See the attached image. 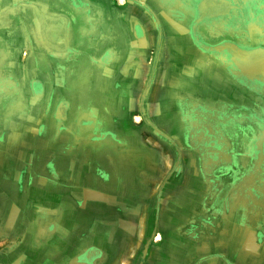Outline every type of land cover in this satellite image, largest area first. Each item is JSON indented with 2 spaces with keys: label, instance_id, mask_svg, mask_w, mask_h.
<instances>
[{
  "label": "crops",
  "instance_id": "obj_1",
  "mask_svg": "<svg viewBox=\"0 0 264 264\" xmlns=\"http://www.w3.org/2000/svg\"><path fill=\"white\" fill-rule=\"evenodd\" d=\"M32 1L66 18L68 45L48 53L36 19L7 17L0 264H251V209L232 174L247 166L224 162L222 175L207 168L200 138L207 119L227 142L230 130L208 124L210 114L225 120L227 106H252L254 96L256 110L264 98L235 75L227 53L195 43L185 0ZM26 58L43 89L38 99ZM156 196L158 208L147 204Z\"/></svg>",
  "mask_w": 264,
  "mask_h": 264
},
{
  "label": "flooded vegetation",
  "instance_id": "obj_2",
  "mask_svg": "<svg viewBox=\"0 0 264 264\" xmlns=\"http://www.w3.org/2000/svg\"><path fill=\"white\" fill-rule=\"evenodd\" d=\"M245 1V2H244ZM252 0H185L187 4V8L191 9L190 16H194V22L191 27V33L193 35L195 43L206 51L217 52V53H227L231 62V66L234 70H237L235 75L242 79H245L250 82L251 86L252 83H255L257 80L259 82L264 83V48L263 47H255L249 49L245 45L239 44V42H235L233 39L227 40L226 38H222L224 34H229L231 37L232 35L245 33L243 39L239 38L242 41L251 40L255 41L257 37H253L252 31L250 27H242V32H237V18L234 16L236 9L241 7V5H247L246 3H250ZM209 6V7H208ZM53 10V9H52ZM51 9L42 6L40 3L35 1H23L20 4H17L10 8H2L0 9V27L9 25L7 17H10L12 14H24L28 12L31 18H34L38 21V30L39 35L41 37V41L43 42L44 46L48 48L47 52L50 53V50L58 51V50H67L68 43L66 42L68 32V25H66V18L64 16H59L53 14ZM17 12V13H16ZM257 23V22H256ZM242 24V23H241ZM204 25L206 27V31H211L216 37H220L223 40L214 43H207L204 42L203 39L200 37V27ZM49 32H52V35H49ZM135 34L136 36L144 35V31L140 24L135 25ZM162 31V32H160ZM59 32V34H57ZM224 32V33H223ZM35 33V32H34ZM41 33V34H40ZM157 33L159 37L163 34V30L161 25H158ZM48 35V36H47ZM1 38V37H0ZM11 41H7L8 45ZM32 50V59L34 60L35 53H37L38 49L36 46V35L33 36L31 42H29ZM26 44V43H25ZM34 44V45H33ZM7 48V44L4 45ZM158 46L156 42L155 47ZM17 48V47H14ZM37 50H36V49ZM41 50V48H40ZM155 50V49H154ZM2 50L0 49V59L3 57ZM41 52V51H40ZM157 50L154 51L156 54ZM251 53V54H249ZM254 54L253 59L250 57ZM7 59V58H6ZM28 59V58H27ZM253 60V61H252ZM155 60V64H156ZM9 63V62H8ZM30 63V60H29ZM28 63V64H29ZM4 63H0L3 65ZM27 64V68H29V84L31 85V93L30 96L34 99H38L41 97L42 87L40 80L36 78H31L34 76V68H30V64ZM34 66V64H32ZM3 76L0 74V94L4 93L5 86H2ZM13 82L8 81V85H12ZM42 91H41V90ZM41 91V92H40ZM29 96V95H28ZM255 110V108H253ZM264 109V105H260L256 108V110L260 111ZM61 112V111H60ZM221 115V114H220ZM212 118L220 117L218 113L212 112L210 114ZM207 117V116H206ZM220 120L222 118L220 117ZM207 120L203 124L204 125V136L200 139L204 144L205 148V155L202 158L205 166L207 168H217V166L221 163V159L224 157L223 152H226V145H224L223 141H220L218 135L214 131H212L207 125ZM260 125L262 126V130L260 134L252 140V148L253 152L257 153L258 155L256 161L253 163L249 162L246 169L249 171L247 172L246 176L243 177L238 181L237 190H241V187H246L249 185V182L252 179L253 174L261 167L262 163V154L264 152L262 145L264 140V119L258 118ZM208 124H212L208 122ZM254 167V168H253ZM253 168V171L251 169ZM216 191L219 190V187L215 185ZM264 187V184H262ZM247 188V187H246ZM262 188V187H261ZM251 183L249 185V191H258V197L264 196V192L261 191L260 188H253L252 190ZM259 199V200H260ZM264 199V198H263ZM261 202V200H260ZM264 215V214H263ZM259 239L263 240V235L259 234Z\"/></svg>",
  "mask_w": 264,
  "mask_h": 264
},
{
  "label": "rangeland",
  "instance_id": "obj_3",
  "mask_svg": "<svg viewBox=\"0 0 264 264\" xmlns=\"http://www.w3.org/2000/svg\"><path fill=\"white\" fill-rule=\"evenodd\" d=\"M7 0H0V3L4 4V2ZM42 1V0H40ZM245 2V1H244ZM247 5H241L238 9H236V12L234 13V16L237 18V32H242L243 30L242 27L243 24L246 25V27H250L253 37H257L256 40L253 42L251 40L242 39L245 37V33H237L235 35H232V37L229 34H224V36H221L222 38H226L227 40L233 39L235 42H239V44L245 45L249 49L255 48V47H263L264 48V0H252L250 3H246ZM15 14H12V17ZM257 22V23H256ZM242 23V24H241ZM135 29V26H133ZM3 29L4 26L0 27V48L3 47ZM200 31L205 30L206 27L202 25L200 28ZM162 32V31H160ZM205 32H207L205 30ZM224 33V32H223ZM247 37V36H246ZM245 37V38H246ZM221 38V40H223ZM239 38H242L241 40ZM162 39V37H161ZM160 39V42H161ZM160 42L158 41V46H156L153 50L157 52L161 49ZM214 43V42H213ZM156 52V55L158 56ZM157 56H156V61H157ZM6 62H9L11 58L5 59ZM29 63V59H25ZM26 63V65L28 64ZM30 64V63H29ZM28 64V65H29ZM31 65V64H30ZM198 65H205L202 59H199ZM208 73V72H207ZM44 79L49 80L50 77H47L44 74ZM251 86V85H250ZM252 93L253 95L255 93H260L263 98H264V83L259 82L257 80L255 83H252ZM25 95V94H24ZM28 97V95H25ZM253 102L252 104L254 105V102L256 98L252 96L250 98ZM258 104V103H257ZM259 104L264 105V103L259 102ZM246 106L243 108V106H227L228 111L226 114H224V117H227L225 120H220V117L213 118L212 119V125L214 127H220L221 125L228 127V130H230L231 135L227 137V142L223 140L224 145H226V152H223L222 155L224 157L221 159V163L217 166H221L222 163L229 161L230 164H234L235 166H248L251 162L253 163L256 161L258 151L257 153H254L253 148L251 146L252 140L258 136L262 130V126L260 125L258 118H263L264 119V109L260 111L254 110V106ZM137 124H139V121H136ZM251 147V148H250ZM262 148L264 150V140H263V145ZM228 162V163H229ZM250 162V163H249ZM206 168V167H205ZM217 168H213L216 171H219L221 174L222 170H218ZM254 168V167H253ZM253 168L251 171H253ZM245 168L239 167L237 168L235 173H232L234 177L236 178L235 181L238 183L243 177L246 176L247 172H249L247 169L245 171ZM205 173H210L208 172L207 169L204 170ZM245 171V173H244ZM217 173V172H216ZM232 174L230 177L232 180L234 178L232 177ZM210 175V174H209ZM222 175V174H221ZM251 183L252 189L257 187L260 188L262 192H264V187L262 184H264V152L262 154V163L261 167L253 174L251 181L249 182V185ZM249 185L246 187H242L241 194L246 196V199L243 201L245 204H243V208L249 210L251 209V214L252 217L250 218L251 221L250 223L252 224V228H244V230L249 234V231L251 234H249L248 240L246 241V245L252 248V254H251V264H264V196H262L260 199L258 197V191H249ZM238 187V185H237ZM262 187V188H261ZM244 188V189H243ZM251 189V190H252ZM261 202H260V200ZM151 203L155 208H158L159 205V199L158 196H156L155 200L147 202ZM261 214V215H259ZM1 223L3 222V219L1 218ZM240 228H236L238 231ZM259 234L263 235V240L259 239ZM155 239V236H151L149 240H147L146 244L144 245V248L142 249L143 255L142 257H145L147 248L149 247L150 243ZM236 242L239 244L238 238L236 239ZM236 262L239 263L238 257L236 258Z\"/></svg>",
  "mask_w": 264,
  "mask_h": 264
},
{
  "label": "water",
  "instance_id": "obj_4",
  "mask_svg": "<svg viewBox=\"0 0 264 264\" xmlns=\"http://www.w3.org/2000/svg\"><path fill=\"white\" fill-rule=\"evenodd\" d=\"M249 54H251V53H249ZM250 57L253 59L254 54L252 53V55H251ZM253 60H254V59H253ZM253 60H252V61H253ZM40 90H41V89H40ZM42 90H43V89H42ZM42 90H41V91H42ZM41 91H40V92H41ZM41 93H42V92H41ZM61 113H62V112H61Z\"/></svg>",
  "mask_w": 264,
  "mask_h": 264
}]
</instances>
